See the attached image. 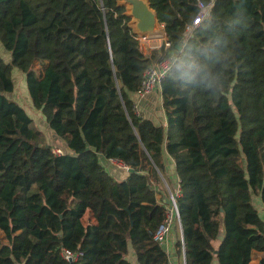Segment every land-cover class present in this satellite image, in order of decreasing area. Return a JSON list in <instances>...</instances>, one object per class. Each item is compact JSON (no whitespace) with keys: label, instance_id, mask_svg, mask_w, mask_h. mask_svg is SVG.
Instances as JSON below:
<instances>
[{"label":"trees","instance_id":"obj_1","mask_svg":"<svg viewBox=\"0 0 264 264\" xmlns=\"http://www.w3.org/2000/svg\"><path fill=\"white\" fill-rule=\"evenodd\" d=\"M197 1L151 0L171 41L152 59L176 53L157 125L133 110L152 60L117 0H0V264H134L131 249L137 264H172L155 240L168 205L157 194L177 190L169 158L187 264L264 253V0H216L187 38ZM14 69L61 143L13 97ZM64 248L83 254L70 262Z\"/></svg>","mask_w":264,"mask_h":264},{"label":"built area","instance_id":"obj_2","mask_svg":"<svg viewBox=\"0 0 264 264\" xmlns=\"http://www.w3.org/2000/svg\"><path fill=\"white\" fill-rule=\"evenodd\" d=\"M216 0H210L208 3H204L201 0H198L196 5L198 6V13L193 17L191 23H188L184 29V36L189 37L194 32L195 28L198 27L207 17ZM137 39L140 42L141 49L144 53V55L147 58H151V65L145 70L141 82L140 89L138 91V94L143 98L147 97L151 93H153L156 89H160L161 83L164 80V78L167 76V74L171 71L173 64L175 62L176 53L175 51L171 50L169 51L168 55L165 58L154 60L152 59V50L156 48H161L164 45V48L167 50L171 47V41L168 40L167 35L160 39H153V40H163L162 45L150 47L149 49H145L143 45V40H146L145 37L137 36ZM133 110L135 114L139 117L143 116V112L141 110V107L139 104L134 103ZM53 152L56 154H63V150L61 148H53ZM109 163H111L114 166H117L123 170L128 171L130 166L124 163L122 160L117 158H110L108 159ZM181 193V187L180 184L178 185V188L175 193L170 191V200L173 204L172 208L167 207L166 216L162 222V224L159 226L158 230L155 234V240L160 242L162 245L165 244L170 236V233L172 231L173 224L176 220H179L180 213L177 210V200L176 197L180 195ZM81 251H72L70 249L64 248L62 250V256L70 261H77L82 256ZM260 264H264V253L262 257L260 258Z\"/></svg>","mask_w":264,"mask_h":264},{"label":"crops","instance_id":"obj_3","mask_svg":"<svg viewBox=\"0 0 264 264\" xmlns=\"http://www.w3.org/2000/svg\"><path fill=\"white\" fill-rule=\"evenodd\" d=\"M133 98H134V103H137L140 105L144 117L151 119L157 125H160L161 123L166 122V114H165V110L163 108L162 97H161L159 89H156L153 93H151L147 97H143V98L138 93H136ZM158 103L160 104V108H158ZM168 162H169V166L171 169L170 170L171 181H172L174 187L177 189L178 185H179V178L174 173L175 165H174V162L170 158H169ZM117 171L118 170H114L112 168L110 170V172H112V174L115 175L117 173V176H119V175L122 176V172L119 173ZM107 180L109 183H111V184L113 183V180L108 178V177H107ZM165 185L167 186V189L169 190L170 188H169L166 181H165ZM157 199L159 201L161 200V201L167 203V197L163 198L161 193L157 194ZM254 204L256 205L258 211L260 212L262 218L264 219V196L255 195L254 196ZM177 223L179 224L178 221H177ZM174 229L175 228L173 225L169 239L165 244H163V246L167 250V253L170 257V261L172 264H186L187 261L185 258L184 251L182 254L178 253V251H177V247H176L177 239H175L176 233H175ZM255 253L257 254V258L256 259L253 258V260L251 261L250 264H260V258L262 257L263 253H260L258 251H254L253 255ZM129 258L134 264H137V256L132 249L130 251ZM214 264H218L217 260L214 262Z\"/></svg>","mask_w":264,"mask_h":264},{"label":"water","instance_id":"obj_4","mask_svg":"<svg viewBox=\"0 0 264 264\" xmlns=\"http://www.w3.org/2000/svg\"><path fill=\"white\" fill-rule=\"evenodd\" d=\"M103 6V0H101ZM118 7H125L124 14L130 18L129 26L132 32L148 39H160L167 35L165 24L161 23L157 10L152 6L151 0H117ZM109 45V43H108ZM110 49V48H109ZM129 172H134V168H129ZM170 199H167V203ZM179 212V205L176 204ZM179 225L183 236L182 223L179 218ZM224 234L221 231L218 239L223 240ZM185 254V250H184ZM186 258V254H185ZM187 264V262H186Z\"/></svg>","mask_w":264,"mask_h":264},{"label":"rangeland","instance_id":"obj_5","mask_svg":"<svg viewBox=\"0 0 264 264\" xmlns=\"http://www.w3.org/2000/svg\"><path fill=\"white\" fill-rule=\"evenodd\" d=\"M99 2H101V1L99 0ZM162 43H163V40H153V39H148V38H146V40H143V45H144L145 49H149L150 47H155V46L162 45ZM0 54L4 58V60H8L10 58L9 52H7L2 47L1 44H0ZM43 68H44V63L43 62H38L37 66H36L37 72L42 71ZM13 74H14L13 75L14 78L17 81V88H16L15 93L13 94V97L16 100H18L27 109V111L31 114V116L33 117V119L35 121L36 126L40 130H42V132L44 133V137L46 139V142H49L50 144L61 143L62 141L60 139L56 138L55 136H53L52 132L50 131V128H49V126L47 124V120H46V117L44 116V114L40 110H37L34 107L32 101H31V99L29 97V94H28V92L26 90L25 81L23 79L24 75L22 74V72H20L17 69H14ZM158 108H160V104L159 103H158ZM58 140L60 142H57ZM55 148H60V147L59 146H55ZM170 191L171 190L169 189V195H168L167 199L168 198L170 199ZM167 204H168L167 205L168 208H172L173 207V204H172L171 200ZM176 221L179 222V220H176ZM5 242H7L5 233L0 229V244L5 243ZM253 258L254 259L257 258V254L256 253L253 255Z\"/></svg>","mask_w":264,"mask_h":264}]
</instances>
